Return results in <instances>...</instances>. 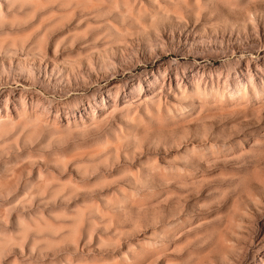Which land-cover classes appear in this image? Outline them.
Returning a JSON list of instances; mask_svg holds the SVG:
<instances>
[{"label":"rangeland","instance_id":"rangeland-1","mask_svg":"<svg viewBox=\"0 0 264 264\" xmlns=\"http://www.w3.org/2000/svg\"><path fill=\"white\" fill-rule=\"evenodd\" d=\"M0 264H264V0H0Z\"/></svg>","mask_w":264,"mask_h":264}]
</instances>
